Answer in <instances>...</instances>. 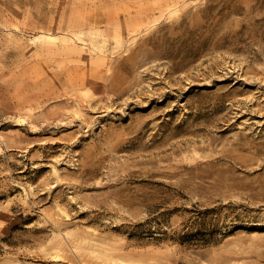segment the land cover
<instances>
[{"label": "rangeland", "instance_id": "obj_1", "mask_svg": "<svg viewBox=\"0 0 264 264\" xmlns=\"http://www.w3.org/2000/svg\"><path fill=\"white\" fill-rule=\"evenodd\" d=\"M0 264H264V0H0Z\"/></svg>", "mask_w": 264, "mask_h": 264}]
</instances>
